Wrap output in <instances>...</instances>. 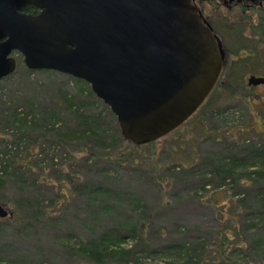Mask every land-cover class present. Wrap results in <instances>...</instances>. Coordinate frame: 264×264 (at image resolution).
Instances as JSON below:
<instances>
[{"label":"rangeland","instance_id":"1","mask_svg":"<svg viewBox=\"0 0 264 264\" xmlns=\"http://www.w3.org/2000/svg\"><path fill=\"white\" fill-rule=\"evenodd\" d=\"M205 2L230 61L254 60V66L225 68L187 122L158 140L155 151L138 149L139 164L132 162L130 146L116 139L93 156L83 145L57 143L52 123L74 127L79 113L97 114L108 134L120 125L101 103L88 100V89L75 77L31 70L20 53L13 54L17 70L0 80V167L8 158L12 174L0 185V204L12 212L0 219V264H89L84 243L124 229L122 246H134L137 264H264V172L244 178L247 167H258L240 162L236 181L217 169L220 160L243 156L244 141L264 145V86L248 84L251 74H264V8L244 14ZM67 99L82 110L65 108ZM15 113L27 120H9ZM17 125L27 136L19 145ZM131 215L130 224L137 221L143 231L139 239L128 234ZM224 230L232 238L229 260L220 255ZM197 242L204 247L199 259L186 263L170 255L168 246Z\"/></svg>","mask_w":264,"mask_h":264},{"label":"water","instance_id":"2","mask_svg":"<svg viewBox=\"0 0 264 264\" xmlns=\"http://www.w3.org/2000/svg\"><path fill=\"white\" fill-rule=\"evenodd\" d=\"M221 45L193 0H0V80L17 70L15 53L31 70L85 80L136 145L171 134L204 104ZM9 215L0 204V219Z\"/></svg>","mask_w":264,"mask_h":264},{"label":"trees","instance_id":"3","mask_svg":"<svg viewBox=\"0 0 264 264\" xmlns=\"http://www.w3.org/2000/svg\"><path fill=\"white\" fill-rule=\"evenodd\" d=\"M23 12L25 13H32L37 14L39 13V9L33 5H27L23 8ZM16 72V71H15ZM14 72V73H15ZM13 73V74H14ZM12 75H10L11 77ZM75 81L81 85V87H85L88 89L89 94L86 96L88 100L93 99L95 102H99L103 105L104 108L108 111L110 117L118 122V119L116 115L113 113V111L108 107L107 104H105L101 99H99L94 91L92 90V87L86 82L85 80L75 78ZM82 92V91H81ZM210 96V95H209ZM90 98V99H89ZM64 103H67L65 108H74L76 112H80L82 109L80 106H75L74 101H70V99H67L64 101ZM65 106V105H64ZM20 114V113H18ZM17 113L13 114L9 117V120L12 118L14 122L20 121L23 122V120H27L26 118L19 117ZM100 117L97 114H83L79 113L78 121L76 122L74 127L65 128L56 126L52 123L51 126V132H53V136L55 137V141L59 144L65 143H77L79 145H83L84 148H88V153L93 156V154L96 152L95 150L101 149L102 151L104 149H107L112 142H114V139L116 141L121 142V145H129L130 146V155L131 160L135 164H139L142 161V156L137 153L138 149L144 146H148L150 151H155L157 149V144L159 141H154L152 143L146 144V145H136L133 142L127 140L122 132L120 127H118L115 134H108L105 128H102L101 124L99 123L98 119ZM119 123V122H118ZM51 124V122H50ZM15 135L17 136L16 142L19 145V140L24 141L26 134L24 133V129H22V126H15ZM19 138V139H18ZM244 148H240V153L243 156L233 155L230 157L228 162L220 164L221 160L219 161V164L217 166V169L219 170L221 174V177L226 178H232L236 181H238L237 176L239 175L238 171V165L240 162L246 163L248 162L249 166L258 167V169L254 171H249L248 167L242 172L244 175V178H246V174H256L258 176H262L264 172V145L263 144H257L255 142L248 143V140L242 143ZM107 146V147H106ZM8 159V158H7ZM6 157L1 158V167H0V185L3 184V180L5 178H12V174H8V170L10 167L9 159L7 160ZM13 166V165H12ZM2 171H5L6 173L4 175L1 174ZM6 176V177H5ZM240 180V179H239ZM261 210L260 213H264V202L260 203ZM133 214V213H132ZM12 212H10V215L8 217H11ZM133 216L131 215L128 219V223L126 225L128 229V234L131 236H138L139 239L141 236V231L139 230L138 222H133L130 224V222L133 220ZM130 221V222H129ZM125 229L123 230V232ZM119 233L117 236H114L113 233L107 232L106 234L102 235L98 238H92L86 241L82 247V254L87 259L89 264H115L117 260L119 262L124 261L126 264H132L138 263V258L135 256V250L134 246L130 247H123V243H127L126 237L124 233ZM143 232V231H142ZM116 233V232H114ZM220 255L226 259H230V252L232 246L230 245V240L232 239L230 235L224 230L221 232L220 235ZM168 248L171 249L170 255L174 257L175 260H181L183 262L189 263L192 262L194 259H199V251L203 250L204 247L202 243L197 242L195 245H192L190 247H187L185 245L181 244H175L173 246H168ZM167 248V251H168ZM217 259V257H216ZM215 259V260H216ZM113 260V261H112ZM214 260V261H215ZM213 261V262H214ZM240 264H245L241 262Z\"/></svg>","mask_w":264,"mask_h":264},{"label":"flooded vegetation","instance_id":"4","mask_svg":"<svg viewBox=\"0 0 264 264\" xmlns=\"http://www.w3.org/2000/svg\"><path fill=\"white\" fill-rule=\"evenodd\" d=\"M205 1H207V0H193V3L196 6L198 12L200 13L202 19L204 21H206L207 23H209L213 27L214 33L220 38V40L222 42L221 51H222V56H223V67H222L220 77L218 78L217 83L215 85V87H216L219 84V82L222 80V76H223V72H224L225 68H228V70H231V71L233 69L239 68L240 66H242V67L247 66L249 68H252L254 66L255 61L254 60L249 61V62L247 61L244 64L237 63V60L235 58H233V60L230 61L229 57L232 53H229L226 50V45L224 44L223 37L217 33L216 27H215L213 21L211 20V15L207 13V10H205V8L207 6ZM212 1L215 2L217 8L218 7L220 8V6H222V7H227L230 10H233V8L236 7L237 9L242 11L244 14L248 11H253L256 9H263L264 8V0H212ZM213 16H215V14H213ZM218 18H219V16H218ZM223 19H229V18H226L225 16H223ZM237 22H239V21L236 20V23ZM230 23L231 22L225 23V25L230 24ZM240 39H244V37H242ZM241 46H242V48H244L246 46H249V43L241 44ZM249 55H252V57H254V58H258V56L260 54L259 53H256V54L253 53V54H249ZM252 75H255L257 77H264V74H251L248 78H250ZM248 84H249V79H248ZM250 86H252V87L264 86V83H261L258 85H250ZM215 87H214V89H215Z\"/></svg>","mask_w":264,"mask_h":264}]
</instances>
